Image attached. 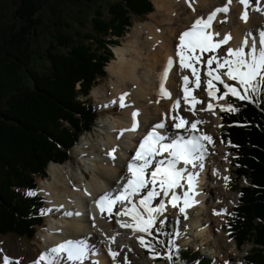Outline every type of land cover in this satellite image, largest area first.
<instances>
[{
  "label": "trees",
  "instance_id": "16d2710c",
  "mask_svg": "<svg viewBox=\"0 0 264 264\" xmlns=\"http://www.w3.org/2000/svg\"><path fill=\"white\" fill-rule=\"evenodd\" d=\"M100 1L0 0V236L34 239L43 223L42 199L24 192L36 189V178H45L50 163L68 161L71 147L89 132L97 113L87 97L106 76L111 48L134 18L153 11L152 0H103L104 8ZM70 7L78 14L93 8L90 31L74 27L84 28L85 20L70 15ZM46 25L54 43L44 49ZM226 101L239 111L220 113L219 138L234 156L237 180L248 182L236 190L229 232L238 248L254 246L244 264H264V99ZM163 232L173 234L172 220H164ZM156 239L163 242L155 243L156 251L166 252L169 236ZM175 246L179 252L173 251L174 261L167 264H213L198 250Z\"/></svg>",
  "mask_w": 264,
  "mask_h": 264
},
{
  "label": "bare ground",
  "instance_id": "6f19581e",
  "mask_svg": "<svg viewBox=\"0 0 264 264\" xmlns=\"http://www.w3.org/2000/svg\"><path fill=\"white\" fill-rule=\"evenodd\" d=\"M189 3H191V7H189ZM152 4L154 10L148 17L150 22L145 21L134 24L124 42L113 47L114 59L105 67V73L108 75L106 84L103 86L97 85L91 90V95L97 103L99 102L102 105V109H111L113 106L120 107L118 98L123 93L128 94L125 98V104L128 106L124 107L123 111L118 113L119 115H113L116 116L113 117V123H105L102 126L109 130H111L112 126L114 130L123 131L122 135L125 140L127 139V143L121 146L116 138L111 139L109 135L110 138H106V144L104 145L91 143L87 147L83 143H80L76 150L80 154L79 157L81 160H84V163L79 161V164L82 167H92V169L87 170L90 171L88 175L82 173V176H78L74 173L71 162H64L63 164L50 163L46 172L49 177L48 180L51 179V182L50 180L47 182V180L44 185L37 187V190L43 193L41 195L47 199V214H51L54 217L49 219L47 226L43 229L44 232L37 235L39 240L36 243L42 242L45 246L43 244H36L33 249L23 256L21 255L22 249L20 243L18 242L17 248L10 250L9 254H6L10 258L20 259L23 264H26V262L38 260L40 254L47 251L45 247H56L68 239L74 241L82 239L88 246L89 252L82 261H76L74 262L75 264L82 262L84 264L89 261H93L94 264H114L112 257L109 255V248L119 253V256L116 257L115 264H121L120 257H127L129 254L126 250H120V246L116 243V240L112 242L108 238L110 234L107 233L113 231L111 226L112 217L109 216L108 218L107 226L109 229H104L102 225L100 226L98 224V221L106 215L101 213L94 202L105 192L113 191L114 194H118L122 189L127 179L130 178V176L127 178L124 174L125 171L128 172L127 165L135 155L140 141L143 140L144 136L147 135L154 124L161 121L166 124V128L159 131L161 133L165 132L167 128L171 130L173 125L179 122L173 119L175 114H179L183 119V116L179 113V108L173 110L172 106L173 104H177V102L178 106L184 104L185 89L189 92L187 103L196 106V97H193L196 84L194 81H189V68H181L179 57L176 56L179 36L184 31L189 30L197 18L206 19L216 8L223 7L225 4H228L229 12L227 16L223 13L216 15L211 24V32L216 33L214 27L223 20V17H227L226 26L228 31H225L223 34L224 36L225 34L231 35L229 48L235 49L239 47L245 33L252 31L255 34L258 29L264 28V19L262 18L264 14L252 11L251 8L247 10V22L241 20V14L245 9L239 3V0H231L230 3H228V0H188L187 3L186 0H152ZM260 5L264 8V2L260 1ZM250 43L251 41H249ZM197 52L198 49L188 55L197 54ZM169 58H172L173 64L165 77V68L167 67ZM187 63L191 64V60L187 61ZM185 77L188 79L187 84L184 82ZM162 80L164 82L165 92L170 94L167 98L163 97L160 92ZM215 98L217 97L215 96ZM113 100L116 101L115 104L110 103ZM226 104L218 101L217 105L211 107V110L215 109L213 113L217 114L216 108L221 111V108H225ZM104 105L107 106L105 107ZM133 111L140 113L136 118L138 127L135 131H128L127 129H130L132 125L131 114ZM116 112L117 109L111 110L112 114ZM201 117L203 118L205 115H201ZM207 119L205 118L204 120ZM185 124L189 126L192 123L188 121ZM199 126L201 127L200 123L197 124L196 129ZM212 126L214 127L215 124L212 123ZM173 129L177 131L181 130L174 127ZM182 130H187L185 131V134H187L186 138L190 135H197L195 132H192L193 129H187L185 125ZM210 138L211 144H216L213 136ZM202 142L206 149L205 158L199 162L198 168L195 169L197 173L195 171L192 173L196 176L195 195L192 196L194 203L187 208L191 209L195 207L198 210V217L194 222L195 234L192 236L199 237L200 245L203 244L212 249L215 246L218 249L219 247L225 249V257L223 259L227 257L234 259V242L230 240V233L228 231L224 233L223 231V223L226 224L227 215L233 210L234 203L237 200L232 198V193L227 194L225 191L226 187L230 186L229 182L231 181L229 176V160L226 159V164L216 168L215 171L213 165L219 162L217 159L218 156L213 157L211 155L208 148V141ZM114 148L116 151L113 153L115 157L113 159L108 153L112 152ZM119 149L123 151L124 156L119 154ZM219 153L220 155H217L221 156L223 151ZM108 162L113 166L112 168H109ZM201 163L203 167H200ZM183 167L185 169L188 168L187 166ZM212 172L219 174L220 184L218 186L211 185V182L215 181L213 176H211ZM123 176L125 178L122 179L118 186H115L116 182ZM186 176L185 179L181 180V184H187ZM203 176H206L211 186L208 183H202ZM224 177H228L229 180L226 181ZM42 180L44 182L46 179ZM175 191L178 195L179 190L176 189ZM210 197H213L211 202H209ZM167 199H170V196ZM181 200L183 201V196ZM133 201L136 202L137 199H133ZM202 203L206 204L207 207L205 205L203 206ZM118 206L120 207V212H122L125 206L130 208L126 203L121 204L118 202ZM202 207L204 211L201 210ZM221 210L225 214H214V212H220ZM88 212L93 217V222L88 219ZM68 213H72V215H68ZM76 213H79V215H76ZM84 214L86 216L83 221ZM211 214L217 217L218 225L215 224L216 221L214 218H211ZM121 216L125 218L123 222L132 223L129 215ZM199 216H202L205 220L202 224L200 223L201 225H198ZM202 226L207 228V233L203 231L204 227ZM99 229L102 230L101 233L98 231ZM102 233L105 235H102ZM85 235L89 236L90 239L87 240ZM99 239H102V242ZM95 240L96 246L93 242ZM92 245L95 247H92ZM103 245L105 247L104 249ZM96 247H101L100 251L103 252L99 253V249L93 251ZM107 247L109 248L106 249ZM105 250L108 252L106 253ZM147 252L141 250L140 256H147ZM133 254L139 256L135 250ZM127 260L128 264H136L132 258H127ZM156 262L161 261H158V258L150 261V263ZM41 264H43V261H41Z\"/></svg>",
  "mask_w": 264,
  "mask_h": 264
},
{
  "label": "snow or ice",
  "instance_id": "6c2138e0",
  "mask_svg": "<svg viewBox=\"0 0 264 264\" xmlns=\"http://www.w3.org/2000/svg\"><path fill=\"white\" fill-rule=\"evenodd\" d=\"M188 0H186V3ZM231 0H228L230 3ZM239 3L243 5L245 11L241 14V20L247 22V10L251 8L252 11L260 12L264 14V8L260 5V0H257L255 6L250 4V0H239ZM191 7V3H189ZM229 12L228 4L223 7L216 8L211 12L206 19L197 18L195 22L191 25L189 30L184 31L179 36V45L176 48V56L179 57V62L181 68L192 69L193 73L196 74L197 70L192 68L189 60H194L199 62V58L196 56L188 55L189 53H194L197 49L200 52H208L221 47L222 44L228 43L231 39L230 34H225L220 42H213L214 36L218 33L211 32V24L218 13H223L227 16ZM226 22V21H222ZM249 41L251 43L249 44ZM216 62V70L224 69L225 71L221 74H214L216 70L208 71L206 74L210 76L213 80L220 81L221 75L226 76L228 80L235 81L237 87H230L228 84H224L228 93L232 96L238 98L241 101H247L248 103H254L257 97L264 99V28L258 29L254 34L252 31L245 33L244 38L241 41L239 47L227 50L226 56L223 58H217L215 56L210 57L207 60V64L210 66L213 62ZM173 64L172 58L167 61V67L165 68V77L169 69ZM185 84L188 83L187 77L184 78ZM209 88L212 87L211 82H209ZM161 95L165 98L169 97L170 94L165 92L164 82L161 81L160 85ZM128 94L123 93L119 99V105L121 108L127 107L125 104V98ZM189 92L185 89V102H188ZM213 92H209V96H213ZM224 97L221 96L220 99ZM110 103L115 104L116 101H110ZM105 107L107 105H104ZM178 107L177 104H173L172 108L175 110ZM212 106L209 105V108ZM229 111L236 113L239 111L234 105H229L227 109L221 108V111ZM140 113L138 111H133L132 125L128 131H135L138 127L137 116ZM173 119L179 122L173 125L176 129L184 128L186 121L182 119L179 114H177ZM201 121H196L191 124L192 129H196L197 124ZM166 124L164 122H158L152 126V129L144 136L143 140L140 141L138 149L135 151V155L132 157L127 165V170L131 174L130 178L123 185L122 189L118 194L113 193V191L105 192L101 195L94 203L96 207L104 212L107 210L108 213L112 212V206L117 202L124 204L127 202L131 207L125 206L122 212L117 213V217L120 215H129L131 217L132 223L121 224V227L130 228L134 233L140 232L145 235H151L150 230L156 224V214H161L166 208V203L164 198L167 200L168 204L172 207H177L178 202H180V197L176 194V189L181 187V180L185 179V168L183 166L192 165L196 166L198 162H201L205 158V145L202 141L211 142V138L207 135H190L185 138L182 135L176 136V138L171 139L169 142V137L164 134H160L159 130L165 129ZM123 131L121 132V135ZM233 146V145H230ZM238 147V146H233ZM116 151L114 148L112 152L108 153L109 156H113ZM179 166V167H178ZM200 167H203L202 163ZM146 172L149 173V179H145ZM227 181L228 177H224ZM187 181V191L183 194V206L179 208L181 213L185 212L186 208L192 206L194 203L192 193L195 195L194 189L196 184V176L189 173L186 176ZM151 184L152 187L148 189V185ZM146 194L141 196L142 190H145ZM87 194V193H86ZM25 196L31 197L35 193L32 190H26L24 192ZM134 196H140L138 204L133 201ZM162 197L157 206L153 207L152 201L157 198ZM138 208L143 209V213L138 211ZM41 214H45L42 210ZM217 215H223L225 212L221 210L220 212H214ZM72 215V213H68ZM79 215V213H76ZM117 223H120L119 219ZM164 221H160L161 227L157 230V235H168L169 239L167 241L168 248L166 254L161 256L159 252L155 249V243H163L156 239V236H152V239L145 241L143 237L138 238V242L142 247L150 253L152 259L165 258L170 262L174 261L172 255L173 251L179 252V249L175 246V241L172 239L173 235H178V233L168 234L163 232ZM113 241L115 237L111 238ZM88 246L83 240H65L56 247L48 249L45 253H41L38 260L26 262V264H57L56 257L61 256L66 258L67 261L76 262L82 261L88 255ZM109 255L112 257L114 264L116 262V257L119 255L117 251L109 248ZM178 259V257H177ZM0 264H21L20 259H12L7 255L0 256ZM123 264H128L127 257H124Z\"/></svg>",
  "mask_w": 264,
  "mask_h": 264
},
{
  "label": "rangeland",
  "instance_id": "374dc122",
  "mask_svg": "<svg viewBox=\"0 0 264 264\" xmlns=\"http://www.w3.org/2000/svg\"><path fill=\"white\" fill-rule=\"evenodd\" d=\"M260 1L264 2V0H260ZM151 3H152V1H151ZM256 3H257V0H250L251 5H254ZM98 4L103 5V8H104V6L106 5V1L102 0ZM152 7H153V4H152ZM76 10H78V8H75V7L68 8V12L70 15L74 14L78 18H81V21H83V19L85 20V26H84V28L81 29L80 26L76 23V24H74V27L78 30H82V33H86L88 31H90V29H91L90 20L93 17V8L92 7L90 9L84 8V10L82 11L81 14H78L76 12ZM153 10H154V8H153ZM150 14L145 15V17L143 16L141 18H134L132 21V26L136 23H141V22H145V21L150 22V20L148 18L150 16ZM46 16H47L46 14H44V16H42V19L44 22H46ZM262 18L264 19V17H262ZM222 19H223L222 21L227 22V17H223ZM222 21L214 27L215 32L218 33V35L214 36L213 42H216V41L220 42L222 37L224 36L223 33L225 31H228L227 26H226L227 25L226 22H222ZM132 26L128 30L127 34L120 40L118 45H120L122 42H124V40L126 39V36L128 35L129 31L131 30ZM45 29L47 31H49L50 34H48L49 38H46V39H48V41L46 39H44L42 41L41 47H44V49H47L49 46V41H52L51 43L53 44L54 40H53V35H51V33H52L51 26L46 25ZM118 45H116V46H118ZM229 45H230V41H229V44L226 43V44H224V46L217 48L215 50V52H212V51L200 52L198 50L197 54H191L192 56H196L199 58V62L191 60V65H193L192 68L197 70L196 74L193 73L192 69H188L189 70V78H190L189 81H192V82L194 81V83L196 84L193 97H196L195 101L197 103H196V106H192L190 103H186V102H184V104H182V105L181 104L179 105V111H180L179 113L183 116V119L186 120V123H188V121L189 122L191 121V123H193V122H196L198 120L199 121L201 120V123H200L201 127L199 126V128L193 129L192 132H195L197 135H207L209 137L213 136V139L216 141V144H214V145L211 144V142L210 143L208 142L209 152L211 153V155L213 157L218 156L217 159L219 160V162L217 164L213 165L214 170L216 171V168H219L220 166H224V164H226V162H227L226 159L229 160V176L231 179L229 184L231 187L230 186L226 187L225 191L227 194L232 193L233 194L232 198L237 199V200L234 203L233 210L227 215L226 224L223 223L224 233H225V231L229 232V223H231V221L234 217V210L237 207L236 204H238V192L236 190L242 186H247V184H248V182L244 179L237 180L235 173H234V167L232 166L234 156H232L228 152V148H229L228 146L222 145L220 138H219V132H220V129L222 127V123L220 122L219 115H220V113L226 112L227 110L220 111L218 108H216V112H218L216 114V113H213L215 109L211 110V108H209V105H211V106L217 105L218 101H221L223 104H226L227 98L234 97L231 95V93L227 92V89L224 87V84H228L230 87H238V85L236 84L235 81L228 80V78L226 76L221 75V80L223 81V83H221L220 81L213 80L210 76H208L206 74L208 71L216 70V62L214 61L213 64L209 66L207 64V60L213 56H215L217 58L225 57L227 50L229 49ZM112 49H113V47L111 48V51H112ZM112 59H114L113 58V51H112ZM37 62L40 63V60H37ZM224 71H225L224 69H219V70H216L214 74H221ZM107 79H108V75L106 73V76L103 79L98 80V82L95 86L105 85L107 82ZM209 82H211V84H212L211 88H209V86H208ZM218 83H220V85H222L221 86L222 87V93H221L220 97L223 96L224 97L223 99H220V97L214 99V97L216 96V90H217L216 84H218ZM209 92H213L214 97L209 96ZM87 98L92 103V105L95 107L97 117H96L95 122L93 123L92 127L90 128L89 132H85L79 137V140L74 145L73 149H71L69 152V156H68L69 160L66 161V162L72 163L74 173H76L78 176H79L80 172H83L82 170L85 171V170L90 169L86 166L82 167L79 164V161L81 163H84V160H81V158L78 157V153L76 150L80 143H83L87 147L91 143L104 145V144H106V142H105L106 138L107 137L110 138L109 136H111V139L116 138V140L121 144V146H124V143L125 144L127 143V139L125 140L123 138V135H121L120 131L114 130V128L112 126H111V130L105 129L104 127H102L105 123L106 124L113 123V121H114L113 117H116L113 115H119L118 113H121L124 108L113 106V107H111V109H102V105L99 104V102L97 103L95 98L91 95V91H90V94ZM227 104L225 105V109L228 108ZM113 109H115V110L117 109V112L115 114L111 113V110H113ZM227 112H229V111H227ZM175 115H177V114H175ZM175 115H174V117H175ZM201 115H205V117L202 118ZM205 118H208V119L204 120ZM212 123L215 124L214 127L212 126ZM185 126H186V124H185ZM187 127L192 129L191 124ZM172 129H173V127H172ZM185 131H187V130H185ZM104 148H105V146H104ZM74 150H75V152H74ZM220 151H223V154L221 156H219ZM118 152L121 156H124L123 151H121L119 149ZM217 154H219V155H217ZM102 158H104V156H102ZM108 166H109V168L113 167L110 163ZM198 166H199V162L197 163V165L195 167L191 166V168L189 169L190 172L193 173L195 171L197 173V171L195 169L198 168ZM124 174L127 176V178H128V176H131V174L127 171H125ZM211 176H213V179L215 180V181L211 182V185H217L218 186L220 184L219 183V180H220L219 174L217 172L216 173L212 172ZM48 178L49 177H48L47 172H46V177L44 178L46 180L44 182H43V180L41 181V179L36 178L37 187L44 185L46 183V181L48 180ZM68 178H69V172H68ZM124 178H125L124 176L121 177L116 182L115 186H118L120 184V182L122 181V179H124ZM149 178H150L149 173H147L145 179H149ZM49 180L51 182V179H49ZM49 180L47 182H49ZM202 183L203 184L208 183V185H210V181H208V179H206V176H203ZM183 184H181L182 185L181 187L177 188V190H179L178 196L180 197V202H178L177 207H172L171 204L167 203L168 199L164 198L165 203H166V208L163 211V213L156 214V224L152 228L154 235L156 236V234H157V230L160 227V221H163L165 219L172 220V223L174 222V227H175V231H176L175 233H178V235L173 236L176 245H178V246H189L192 250H198L205 259L211 260L213 264H244V258L249 254L252 247H254L251 242L245 243L243 246L239 247L238 249L234 248V254H235L234 259L233 258L229 259L228 257L226 259H223L225 257L224 256L225 249H221L220 247L218 249L216 246H215V248L212 249L206 245L205 246L203 244L200 245L199 237L198 236L197 237L192 236L195 234L194 233V228H195L194 222L196 221V219L198 217V213H197L198 210H196L195 207H192L191 209L186 208L185 212H183V213H181L179 211V208L183 206V203H181L182 202L181 198H182L184 192L187 191V184H185V183H183ZM37 187L33 192L36 195H38L44 199L45 197L43 195H41L43 193L38 191ZM151 187H152V185L149 184L148 189H150ZM146 191H147V189L142 191L143 195L146 194ZM190 196H193V194L190 193ZM140 198L141 197H139V199ZM161 198L162 197L155 198L154 199L155 201L153 200L152 202H156V203H153L151 206H153V207L157 206ZM212 198L213 197L209 198V202L212 201ZM139 199L136 201L137 204H138ZM43 203H45V202H43ZM202 205L203 206L205 205V207H207L206 204H204V203H202ZM42 210L44 211V213L46 212L45 214H42V216L44 217L43 218L44 223L42 226L36 227L34 239L27 240V239L12 236V235L0 236V256H2L3 254H5V255L9 254L10 250L16 249L18 246V242L20 243V247L22 249L21 255H23V256H25L27 254V252H29L31 249H33L36 246V244H43L42 242L36 243L39 240L37 235L44 232L43 229L45 226H47V222L49 221V219L51 217L50 218L47 217L46 203L42 205ZM138 210L141 213H143L142 208H138ZM201 210L204 211L203 207ZM105 215H106L105 219L102 218L101 219L102 221L99 220L98 224L100 226L102 225L104 229H109L107 226L109 214L105 213ZM110 217H112V216L110 215ZM122 217L123 216H121V215L119 217H117V215L113 216L112 222H111L112 223L111 226L113 228V231L109 230L110 233L109 232L107 233V234H110V236L108 237L109 240L112 237H115L116 243L120 246V250L121 251L126 250V252L129 254V256H127V258H132L136 264H167L168 259H165V258H158V261H161V262L150 263L152 258L149 255H147V256L141 255L142 257L140 256L141 250H145V251H148V250L146 249V247H142L140 245V243L138 242V238L143 237L145 239V241H148V238H152L153 235H145V234L140 233V232L134 233L132 231V229H130V228L121 227V224L125 223V222H123V219H125V218H122ZM211 218H214V220L216 221L215 224L218 225L217 217L214 214H211ZM118 219H119L120 223H117ZM201 219H202V221H201ZM203 222H205V220L203 219L202 216H199L198 225H201ZM202 227H204L203 231H206V233H207V228L205 226H202ZM98 231L100 233L102 232L101 229H99ZM102 235H105V234L102 233ZM229 237H230V240L233 241V239L231 238V233H230ZM111 241L114 242L112 239H111ZM93 242L95 245L96 240ZM100 242H102V239L100 240ZM126 242H129V243H126ZM43 245L45 246V244H43ZM94 245H92V247L96 246V245L95 246ZM45 248L48 250V249H51L53 247L48 246ZM104 248L105 247L103 245V249ZM108 248L109 247H107L106 249H108ZM97 250L99 251V253L103 252V251H100L101 247H96V249H94L93 251H97ZM134 250L138 253L139 256L133 254ZM5 251H7V252H5ZM160 254H161V256H164L166 254V252H162ZM120 258H121V264H123L124 257L121 256ZM21 264H23L22 261H21ZM84 264H94V262L89 261V262H86Z\"/></svg>",
  "mask_w": 264,
  "mask_h": 264
}]
</instances>
